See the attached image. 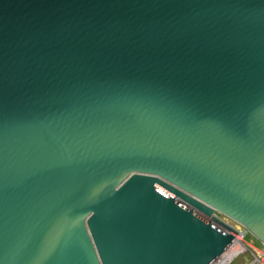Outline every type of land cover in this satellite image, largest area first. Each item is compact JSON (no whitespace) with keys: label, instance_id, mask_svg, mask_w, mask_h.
<instances>
[{"label":"water","instance_id":"1","mask_svg":"<svg viewBox=\"0 0 264 264\" xmlns=\"http://www.w3.org/2000/svg\"><path fill=\"white\" fill-rule=\"evenodd\" d=\"M264 246V0H0V264H214Z\"/></svg>","mask_w":264,"mask_h":264},{"label":"built area","instance_id":"2","mask_svg":"<svg viewBox=\"0 0 264 264\" xmlns=\"http://www.w3.org/2000/svg\"><path fill=\"white\" fill-rule=\"evenodd\" d=\"M212 216L227 222L235 229L233 241L228 247V249H231L233 247L234 251L229 256V260L226 264H230L233 259L238 257L241 253L246 252L250 253L252 257L248 264H264V249H261L255 246L254 244L246 241L247 236L250 234L249 230L246 227L238 223H232L230 219L216 211L213 213Z\"/></svg>","mask_w":264,"mask_h":264},{"label":"rangeland","instance_id":"3","mask_svg":"<svg viewBox=\"0 0 264 264\" xmlns=\"http://www.w3.org/2000/svg\"><path fill=\"white\" fill-rule=\"evenodd\" d=\"M232 223H235V222L232 221ZM246 241L254 244L255 246H257L261 249H264V246L261 245V243L252 234H249L247 236ZM251 259H252V257L250 255V253H247V252L241 253L238 257L233 259L230 264H248V262H250ZM227 260H229V259H227Z\"/></svg>","mask_w":264,"mask_h":264},{"label":"bare ground","instance_id":"4","mask_svg":"<svg viewBox=\"0 0 264 264\" xmlns=\"http://www.w3.org/2000/svg\"><path fill=\"white\" fill-rule=\"evenodd\" d=\"M233 251V247L231 249H227L214 264H226L228 262L227 259H229V256L232 254Z\"/></svg>","mask_w":264,"mask_h":264}]
</instances>
